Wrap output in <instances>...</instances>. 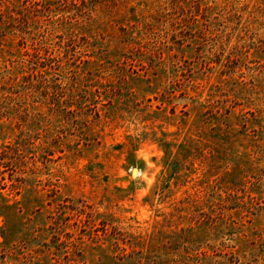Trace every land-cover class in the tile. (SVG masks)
<instances>
[{"label":"rangeland","instance_id":"rangeland-1","mask_svg":"<svg viewBox=\"0 0 264 264\" xmlns=\"http://www.w3.org/2000/svg\"><path fill=\"white\" fill-rule=\"evenodd\" d=\"M0 264H264V0H0Z\"/></svg>","mask_w":264,"mask_h":264},{"label":"bare ground","instance_id":"bare-ground-1","mask_svg":"<svg viewBox=\"0 0 264 264\" xmlns=\"http://www.w3.org/2000/svg\"><path fill=\"white\" fill-rule=\"evenodd\" d=\"M135 172L137 173V170Z\"/></svg>","mask_w":264,"mask_h":264}]
</instances>
